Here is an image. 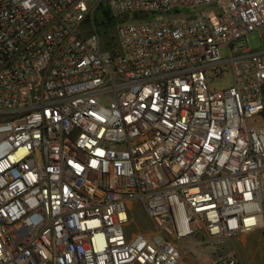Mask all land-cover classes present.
<instances>
[{"label": "built area", "instance_id": "2783aa9c", "mask_svg": "<svg viewBox=\"0 0 264 264\" xmlns=\"http://www.w3.org/2000/svg\"><path fill=\"white\" fill-rule=\"evenodd\" d=\"M263 26L264 0H0V264H245Z\"/></svg>", "mask_w": 264, "mask_h": 264}, {"label": "rangeland", "instance_id": "374dc122", "mask_svg": "<svg viewBox=\"0 0 264 264\" xmlns=\"http://www.w3.org/2000/svg\"><path fill=\"white\" fill-rule=\"evenodd\" d=\"M195 11L191 9H183L181 10V15H193ZM100 17H104V14L98 13ZM101 17V18H102ZM157 17L155 14H150L149 15V20H154ZM101 33L102 32H112V29L110 26H101L100 27ZM249 46L251 49L254 50H261L264 49V26L260 28L259 30H256L252 33L249 34ZM222 57L226 58L227 54L225 51H222ZM224 74L221 79H217L212 83V88L214 89H223L227 88L232 85L233 80L230 71L227 69V66L223 67ZM260 123L264 124V117L262 120L259 121ZM130 217H131V227H129V231L131 232H145V231H151L153 230V225L151 224L150 220L147 218L145 215V212L141 208V206L137 202H132L131 204V210H130ZM263 233V232H260ZM185 247H188L189 241H185L183 243ZM202 260L206 261H211V259L207 257H201Z\"/></svg>", "mask_w": 264, "mask_h": 264}, {"label": "crops", "instance_id": "0c3cea01", "mask_svg": "<svg viewBox=\"0 0 264 264\" xmlns=\"http://www.w3.org/2000/svg\"><path fill=\"white\" fill-rule=\"evenodd\" d=\"M238 259L245 264H264V232H256L231 241Z\"/></svg>", "mask_w": 264, "mask_h": 264}, {"label": "trees", "instance_id": "16d2710c", "mask_svg": "<svg viewBox=\"0 0 264 264\" xmlns=\"http://www.w3.org/2000/svg\"><path fill=\"white\" fill-rule=\"evenodd\" d=\"M104 18L107 21V26H110L113 24V18L109 15V12L107 10L104 11Z\"/></svg>", "mask_w": 264, "mask_h": 264}]
</instances>
